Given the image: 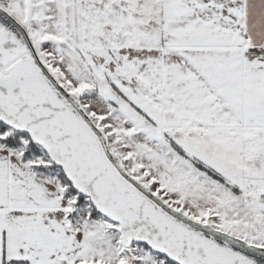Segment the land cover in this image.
<instances>
[{"label": "snow or ice", "instance_id": "1", "mask_svg": "<svg viewBox=\"0 0 264 264\" xmlns=\"http://www.w3.org/2000/svg\"><path fill=\"white\" fill-rule=\"evenodd\" d=\"M0 264H264V0H0Z\"/></svg>", "mask_w": 264, "mask_h": 264}]
</instances>
